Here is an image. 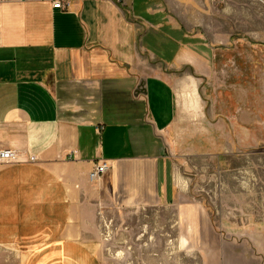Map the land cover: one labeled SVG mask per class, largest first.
Here are the masks:
<instances>
[{
	"label": "crops",
	"instance_id": "crops-1",
	"mask_svg": "<svg viewBox=\"0 0 264 264\" xmlns=\"http://www.w3.org/2000/svg\"><path fill=\"white\" fill-rule=\"evenodd\" d=\"M59 1H0V150L18 154L0 165V264H101L103 208L180 204L177 76L208 94L200 137L213 139L217 155L236 160L264 146V111H233L248 52L216 49L229 36L212 28L209 42L206 0ZM212 90L225 106L218 118ZM103 161L107 172L91 183ZM192 207L177 213L190 230L211 217ZM249 213L221 222L204 264H264V208Z\"/></svg>",
	"mask_w": 264,
	"mask_h": 264
},
{
	"label": "rangeland",
	"instance_id": "rangeland-1",
	"mask_svg": "<svg viewBox=\"0 0 264 264\" xmlns=\"http://www.w3.org/2000/svg\"><path fill=\"white\" fill-rule=\"evenodd\" d=\"M233 3L239 8H232ZM227 8L232 14L229 9L226 17ZM206 9L209 42L215 40L212 28L217 36L221 32L229 36L228 40L213 41L216 49L248 52L243 56L246 62L242 63L240 86L231 90L232 96L241 100L233 111L263 112L264 0H206ZM175 83L178 107L173 128L178 144L173 172L183 198L177 206L118 205L98 212L96 248L101 264H204L208 250L222 241L221 222L232 224L240 218L245 222L255 217L249 213L251 209L264 208V146L238 151L236 160L217 155L213 139L206 137V132L200 137L212 116L208 94L200 85L197 88L190 76H177ZM218 92L212 90L214 118L226 113L225 106L215 105ZM235 166L239 189L234 183ZM185 203H192L193 210L208 211L209 223L197 220L195 229L190 230L188 221L177 218ZM234 208L240 209L241 217L234 218ZM221 210L225 216L221 217Z\"/></svg>",
	"mask_w": 264,
	"mask_h": 264
},
{
	"label": "built area",
	"instance_id": "built-area-1",
	"mask_svg": "<svg viewBox=\"0 0 264 264\" xmlns=\"http://www.w3.org/2000/svg\"><path fill=\"white\" fill-rule=\"evenodd\" d=\"M0 1H9V0H0ZM18 2H23L24 0H16ZM53 3V8H62L61 2L59 0H51ZM18 160V154L13 150H0V165L14 163ZM29 161H34V157H29ZM109 165L107 162L103 161L98 163L95 167L89 172V181L91 183L98 182L102 176L107 172Z\"/></svg>",
	"mask_w": 264,
	"mask_h": 264
}]
</instances>
